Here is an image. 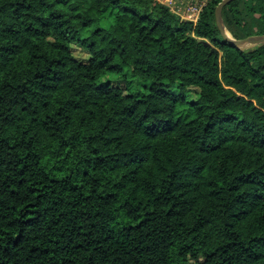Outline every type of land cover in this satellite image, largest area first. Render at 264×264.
<instances>
[{
  "label": "trees",
  "instance_id": "obj_1",
  "mask_svg": "<svg viewBox=\"0 0 264 264\" xmlns=\"http://www.w3.org/2000/svg\"><path fill=\"white\" fill-rule=\"evenodd\" d=\"M220 1L0 0V264H264V44Z\"/></svg>",
  "mask_w": 264,
  "mask_h": 264
},
{
  "label": "water",
  "instance_id": "obj_2",
  "mask_svg": "<svg viewBox=\"0 0 264 264\" xmlns=\"http://www.w3.org/2000/svg\"><path fill=\"white\" fill-rule=\"evenodd\" d=\"M231 1L233 0H221L215 7L216 24L223 40L242 51H248L256 46L264 44V35H253L242 39H236L227 30L222 19V8ZM211 52H217V49L212 48Z\"/></svg>",
  "mask_w": 264,
  "mask_h": 264
},
{
  "label": "built area",
  "instance_id": "obj_3",
  "mask_svg": "<svg viewBox=\"0 0 264 264\" xmlns=\"http://www.w3.org/2000/svg\"><path fill=\"white\" fill-rule=\"evenodd\" d=\"M167 6L181 20L195 24L203 9L211 0H157Z\"/></svg>",
  "mask_w": 264,
  "mask_h": 264
},
{
  "label": "rangeland",
  "instance_id": "obj_4",
  "mask_svg": "<svg viewBox=\"0 0 264 264\" xmlns=\"http://www.w3.org/2000/svg\"><path fill=\"white\" fill-rule=\"evenodd\" d=\"M111 11H107L102 19V23L104 25H107L108 22L111 20ZM73 54L76 58L84 60L87 58V53L85 50L80 48L79 46L74 45L72 47ZM119 74H109L108 77H111V79L119 78ZM125 78V77H124ZM125 84L129 87L130 90H145V84H148L147 81H143L142 79H135V78H129L128 81L125 82ZM189 99H194L193 95H189Z\"/></svg>",
  "mask_w": 264,
  "mask_h": 264
}]
</instances>
